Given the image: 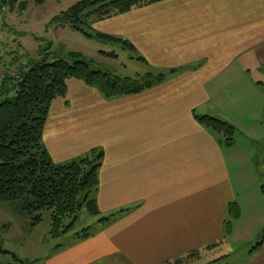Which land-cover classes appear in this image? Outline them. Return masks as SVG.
Segmentation results:
<instances>
[{"label":"crops","instance_id":"1","mask_svg":"<svg viewBox=\"0 0 264 264\" xmlns=\"http://www.w3.org/2000/svg\"><path fill=\"white\" fill-rule=\"evenodd\" d=\"M92 29L128 41L133 59L153 72H178L110 101L70 79L67 98L51 103L42 144L53 163L102 151L97 208L126 212L58 249L49 264H181L229 243L241 226L245 182L261 188L264 173L255 178L250 147L223 145L195 117L224 121L264 146V0H164ZM248 172L255 181H244ZM243 264H264V245Z\"/></svg>","mask_w":264,"mask_h":264},{"label":"trees","instance_id":"2","mask_svg":"<svg viewBox=\"0 0 264 264\" xmlns=\"http://www.w3.org/2000/svg\"><path fill=\"white\" fill-rule=\"evenodd\" d=\"M43 5L47 0H32ZM164 0H82L75 3L57 20L62 25L82 33L87 38L118 43L123 49L135 52L126 40L92 29V24L127 13ZM7 6L9 11L23 12L27 3L20 0H0V13ZM115 58L114 54H106ZM49 53L44 50L38 61L26 70H18L14 77L4 76L0 82V201L16 202L21 212L32 219V226L42 220V212L50 218V236L53 239L69 233L75 226L78 213L99 216L94 194L98 190V171L103 152L98 149L64 164H54L42 144V133L50 105L56 98L66 95V82L80 80L96 89L106 101L135 95L164 82L177 69L158 74L147 73L148 82L112 76L94 70L78 53H68L62 59L48 63ZM147 65L142 58H136ZM11 84L10 88L5 82ZM205 129L220 137L223 145L234 144L236 130L230 124L210 116L195 117ZM264 202V186L260 188ZM126 210H118L101 218V228L123 216ZM228 214L238 215L236 203L228 207ZM226 223V233L229 230ZM76 241L94 235L85 228L76 234ZM264 245V234L251 252Z\"/></svg>","mask_w":264,"mask_h":264},{"label":"rangeland","instance_id":"3","mask_svg":"<svg viewBox=\"0 0 264 264\" xmlns=\"http://www.w3.org/2000/svg\"><path fill=\"white\" fill-rule=\"evenodd\" d=\"M20 1L27 3L25 11H9L5 6L0 13V77H14L18 74V70H26L28 66L39 60L44 50L49 53L48 63L62 59L68 53H78L94 70H101L120 78H138L139 84L149 81L145 76L147 73L158 74L148 65L135 61L133 53L123 49L120 44L87 38L69 25L60 24L57 20L60 14L82 0H47L43 5H36L32 0ZM111 53L115 58L106 55ZM5 86L10 88L11 84L7 81ZM66 98L67 94L56 98L52 104L56 101H64ZM254 131L253 129L249 131L252 136ZM261 131L264 133L263 127ZM254 140L258 144L252 145ZM234 142L243 143L242 152L249 151L250 147L254 159L252 163L254 175L257 180H261L260 176L264 173V146L260 144L263 139L260 141L236 133ZM251 176L253 177L250 172L245 173L244 181L250 180ZM255 178L253 177V181ZM261 181L264 184V179ZM243 189L241 226L237 233H233L231 237L233 240L215 251L203 254L198 251L195 255L182 259L181 264H243L250 258L251 249L260 241L259 235L254 237L253 233L258 228L264 227V206L260 187L245 182ZM41 214V222L37 226H32V219L21 212L16 202L0 201L1 247L15 254L25 264H49L50 258L56 254V251L73 244L76 241V234L83 229L88 228L93 234L99 232L101 228L99 220L107 217L102 214L93 216L82 209L78 213L74 228L66 235L53 239L49 233V213L43 211ZM233 228L234 226L232 232ZM248 229L251 232L246 234ZM243 237L246 239L242 240ZM0 264L17 263L9 255H0ZM99 264L112 263L100 261Z\"/></svg>","mask_w":264,"mask_h":264},{"label":"water","instance_id":"4","mask_svg":"<svg viewBox=\"0 0 264 264\" xmlns=\"http://www.w3.org/2000/svg\"><path fill=\"white\" fill-rule=\"evenodd\" d=\"M0 255H9L12 257V259L14 260L15 263L17 264H25L24 261L20 260L15 254L9 252V251H5L2 249L1 247V241H0Z\"/></svg>","mask_w":264,"mask_h":264},{"label":"built area","instance_id":"5","mask_svg":"<svg viewBox=\"0 0 264 264\" xmlns=\"http://www.w3.org/2000/svg\"><path fill=\"white\" fill-rule=\"evenodd\" d=\"M3 79V77L1 78V80Z\"/></svg>","mask_w":264,"mask_h":264}]
</instances>
